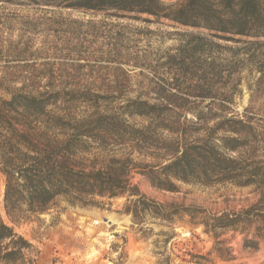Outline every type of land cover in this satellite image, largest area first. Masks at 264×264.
I'll return each instance as SVG.
<instances>
[{
    "label": "rangeland",
    "instance_id": "1",
    "mask_svg": "<svg viewBox=\"0 0 264 264\" xmlns=\"http://www.w3.org/2000/svg\"><path fill=\"white\" fill-rule=\"evenodd\" d=\"M195 33L146 16L118 19L0 3V104L13 93L45 94L54 97L57 108L50 109L82 115L118 111L134 101L154 103L171 93L235 95L236 112L249 109L264 119V48L250 58L227 49L200 51L190 44ZM131 184L158 203L198 210L207 223L241 216L240 223L215 235L187 217L170 225L150 217L134 224L125 213L128 197L98 199L99 207L60 198L45 213L12 223L2 181L1 218L32 245L17 264H264V193L231 185L161 192L138 172Z\"/></svg>",
    "mask_w": 264,
    "mask_h": 264
},
{
    "label": "trees",
    "instance_id": "2",
    "mask_svg": "<svg viewBox=\"0 0 264 264\" xmlns=\"http://www.w3.org/2000/svg\"><path fill=\"white\" fill-rule=\"evenodd\" d=\"M24 2L118 19L165 20L195 30L190 44L200 51L227 49L250 58L264 48V0H183L177 6L160 0H0ZM235 98L171 93L154 103L134 101L118 111L75 115L50 109L57 108L54 97L13 93L0 104V197L3 181L6 216L12 223L23 221L60 198L99 207L98 199L128 197L125 213L134 224L150 217L170 225L187 217L214 235L237 228L241 216L210 224L198 210L158 203L131 184L138 172L161 192L179 193L180 185H231L264 193V119L249 109L236 112ZM134 118L144 123H132ZM30 248L0 215V264H17Z\"/></svg>",
    "mask_w": 264,
    "mask_h": 264
}]
</instances>
